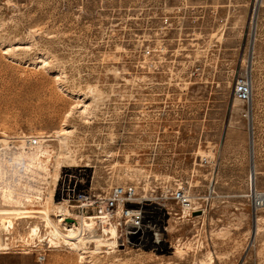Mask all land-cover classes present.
Segmentation results:
<instances>
[{"label":"rangeland","instance_id":"1","mask_svg":"<svg viewBox=\"0 0 264 264\" xmlns=\"http://www.w3.org/2000/svg\"><path fill=\"white\" fill-rule=\"evenodd\" d=\"M132 1L0 0V138L10 137L0 149L17 150L24 134L45 135L51 158L43 198L54 188L58 201L66 169H83L95 194L132 181L160 198L164 184L157 177L175 174L182 163L195 165L208 187L206 212L173 216L167 233L152 221L150 241L139 247L121 246L118 229L115 246L95 251L85 239L76 250L46 248L49 228L33 202L27 209L38 217L17 222L11 235L2 232L10 248L0 244V258L6 257L0 262L264 264V0H190L222 5L223 23L209 15L201 27L157 24L153 15L161 10L123 8ZM193 29L217 37L195 41ZM240 76L251 83L247 102L233 97ZM61 129L67 137L60 141ZM199 157L206 159L202 166ZM58 159L59 174L49 185ZM65 159L74 168L63 167ZM155 201L182 214L174 202ZM67 209L81 221L76 209ZM33 221L40 232L32 239ZM90 227L80 230L103 234L100 224L86 234ZM176 242L184 245L180 253L164 245Z\"/></svg>","mask_w":264,"mask_h":264},{"label":"built area","instance_id":"2","mask_svg":"<svg viewBox=\"0 0 264 264\" xmlns=\"http://www.w3.org/2000/svg\"><path fill=\"white\" fill-rule=\"evenodd\" d=\"M221 6L220 4H209L206 1L193 3L190 0H133L123 8L140 10L141 7L143 10L165 11L156 18L153 15V20H156V23L160 25H182L186 23L192 27H201L206 23L209 15L213 22L223 23L224 18L219 12ZM126 20L127 22L135 20V17H128ZM190 32V39L195 41L217 37L216 35L212 36V33L207 35L201 29H193ZM250 94V81L243 76L236 77L233 97L241 102H247ZM156 136H160L159 131ZM205 163L206 159L199 157V164L202 166ZM178 167L179 171L175 174L156 178L164 184L163 195L160 198L155 197L153 192L140 190V185L132 181L110 185L108 188L106 187L103 193L95 194L91 191V182L86 179L83 169L79 168L66 169L63 172L58 193L67 203H75L68 205L77 210L79 218L85 216L93 220L94 227L90 231L85 230L86 234L88 232L94 233L95 226L98 224L102 226L112 223L115 225L116 232L119 229L121 233L119 238L121 246L127 244L139 247L150 241L145 234L150 231L152 221L158 226L159 231L167 233L169 220L173 216L182 220L187 218V215L201 216L206 212L208 200V191L206 190L208 187L206 189V184L202 183L203 179L196 178L195 165L186 167L182 163ZM156 199L174 202L181 208L182 214H172L170 209L158 205ZM157 206L163 207V209ZM68 214L64 215L65 219L67 216L71 217V214ZM103 219L106 220L104 223H102ZM164 245L167 249H171L170 243L167 245L164 243ZM50 246L49 243L46 244V248ZM59 246L70 248V244L63 241L59 243ZM39 251L37 261L42 262L45 259V253L42 250Z\"/></svg>","mask_w":264,"mask_h":264},{"label":"bare ground","instance_id":"3","mask_svg":"<svg viewBox=\"0 0 264 264\" xmlns=\"http://www.w3.org/2000/svg\"><path fill=\"white\" fill-rule=\"evenodd\" d=\"M42 60L43 58L41 59V61ZM47 60L46 63H48ZM88 106L89 104L86 103L85 106L84 105L81 106L83 107L82 109L84 113L88 110L89 108ZM64 130L65 129H61L56 132V137L60 141L61 139L64 138L63 137ZM66 137L67 136L65 135V138ZM7 138L10 139V137H8L7 135L5 136L4 134V137L0 138V145L3 144L8 146ZM18 138L21 140V144L20 147L18 146L19 148L17 150L15 151L5 150L6 148L0 149V206L2 207V208L0 207V244L4 246V249H9L10 243L2 240V232H6L11 235L13 232L16 231L17 222L18 223L19 222L22 223L24 221L28 222L27 221L28 218L38 217V216H33V217L30 216V212L28 211L29 209H27V207H33L34 205L33 202L38 203L41 207V209L39 210L37 209L38 210L37 212L40 214L39 216L42 218L44 225L47 228H49L48 233L50 235V238L48 239V243L51 245V248L52 246L58 248L59 243L63 241L69 243L71 249L79 250V243L85 239H89L93 241L95 246V251L101 250L105 245L106 246L108 245L109 247L115 246L117 243L116 236L118 235L116 232L115 225L110 223L108 227V226H103L104 225L103 224L101 227V229L103 230V234H99V235L93 234L91 236H85V234L82 233L80 229L91 226L89 229L92 230L94 227L93 225L94 222L92 219H88L85 216H82L81 221L78 222L76 218L74 219L72 217L67 216V218L71 219L70 221H67L64 215L70 213L69 210H67V208H69V205L64 202L65 200L58 201L56 200V198H53L52 189L54 188L52 187H50L52 189L47 193L48 196L46 198H43L44 197L43 192L48 189L44 186V183L47 182L45 175L47 174L48 171L47 169L48 161L51 158L50 150H49L50 143L45 142L47 141L45 139V135H43L42 133H38L36 136L33 135L30 137L24 134L19 136ZM27 139L28 141H32L34 139V142H30L29 144H27L26 143ZM62 142L64 146V141ZM63 157L64 156H62L61 158ZM67 158L70 157L67 156ZM58 160L59 161H55L56 170L52 172L53 173L51 175L52 180L48 183L49 185L50 183L54 184V180L57 179V174H59L58 168L60 166L61 160L60 159ZM66 161L67 159H65V162ZM68 164L67 165L62 164V165L63 167L70 166L73 168L75 166L73 165V163L72 164L68 163ZM250 178H252V173L249 171V180ZM50 204H52V207H50ZM105 221L106 220L103 219L102 223H104ZM28 227L29 229L27 231V236H30L33 239V236L39 235L40 227L37 221H33L32 224L28 225ZM23 236H21V239L23 240L24 243H26L27 240L24 239ZM180 245H181L180 243H177L174 246L171 245V250L169 251L180 253L181 251H183V246H184V245L183 246ZM83 253H84L83 251L79 253L81 259L83 258L82 255ZM209 254L210 251L208 252V255ZM204 262L206 263V261ZM210 264H212L211 261Z\"/></svg>","mask_w":264,"mask_h":264},{"label":"crops","instance_id":"4","mask_svg":"<svg viewBox=\"0 0 264 264\" xmlns=\"http://www.w3.org/2000/svg\"><path fill=\"white\" fill-rule=\"evenodd\" d=\"M1 258H3L4 260L6 259V257H1ZM4 260H1L0 264H22V263H24V262H22L24 260H21L18 257L16 259L10 261V262H5Z\"/></svg>","mask_w":264,"mask_h":264},{"label":"water","instance_id":"5","mask_svg":"<svg viewBox=\"0 0 264 264\" xmlns=\"http://www.w3.org/2000/svg\"><path fill=\"white\" fill-rule=\"evenodd\" d=\"M252 173H253V169H252ZM66 220H67V221H70L71 219L67 218Z\"/></svg>","mask_w":264,"mask_h":264}]
</instances>
